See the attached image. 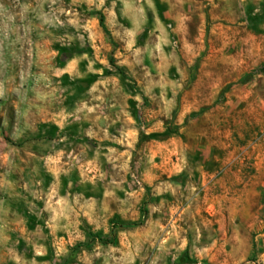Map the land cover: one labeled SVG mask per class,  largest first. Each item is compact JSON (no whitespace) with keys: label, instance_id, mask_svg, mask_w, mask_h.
Masks as SVG:
<instances>
[{"label":"rangeland","instance_id":"374dc122","mask_svg":"<svg viewBox=\"0 0 264 264\" xmlns=\"http://www.w3.org/2000/svg\"><path fill=\"white\" fill-rule=\"evenodd\" d=\"M0 264H264V0H0Z\"/></svg>","mask_w":264,"mask_h":264},{"label":"trees","instance_id":"16d2710c","mask_svg":"<svg viewBox=\"0 0 264 264\" xmlns=\"http://www.w3.org/2000/svg\"><path fill=\"white\" fill-rule=\"evenodd\" d=\"M116 225H120V223L119 222H117V224ZM121 225H126V224H121ZM97 238V237H96Z\"/></svg>","mask_w":264,"mask_h":264}]
</instances>
